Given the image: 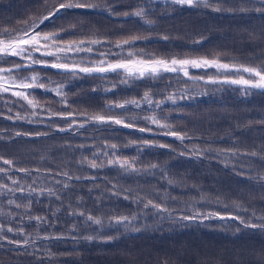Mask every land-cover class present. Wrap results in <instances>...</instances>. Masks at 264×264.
<instances>
[{
    "label": "trees",
    "instance_id": "trees-1",
    "mask_svg": "<svg viewBox=\"0 0 264 264\" xmlns=\"http://www.w3.org/2000/svg\"><path fill=\"white\" fill-rule=\"evenodd\" d=\"M87 2L103 6L108 0ZM47 3L51 5L55 0H47ZM138 4L145 8L148 13L145 19L152 21L151 25L138 17L73 9L62 11L59 18L46 23L41 30L52 32L75 24V36L63 34L64 42L110 39L111 45L94 46L101 51H106L118 40L144 37L123 49L112 47V52L123 57L129 51L167 59L219 55L224 62L257 64L264 56V17L254 11L246 14L227 11L248 6L241 5L239 0L219 5L217 0H211L212 6L208 7L174 5L169 0H154L153 3L121 0L115 10L117 13L130 12ZM214 6L225 11H213ZM42 14H46L45 0H0V29L23 27ZM116 58L108 57L112 61ZM36 70L46 87L64 85L67 105L60 96L39 87L29 90L32 93L29 98L34 97L37 102L36 108L9 93L0 96V157L14 162L9 175L19 180L25 189L23 194L0 189V228L3 229L0 235L22 241L23 236H14L7 228H24L29 241L26 247L17 248L8 239L0 240V264H257L264 249V232L245 228L229 217L239 214L247 219L253 211L257 216L264 215V187L261 186L264 181L250 178L264 175V168L252 157L232 156L228 152L217 156L215 151L199 156L192 155L190 150L194 147L200 150L235 147L251 151L264 144V123L261 122L264 92L251 89L244 93L236 85L206 83L205 71L213 75L215 69L190 68L192 79L165 73L162 78L135 79L128 83H122V74L116 73L71 76L47 69ZM201 76L204 79H195ZM49 81L55 83L49 84ZM146 91H150L154 101L164 100V104L159 108L155 103H142L140 108L128 105L125 110H104L110 102L140 100ZM168 96H172L175 103L167 100ZM5 101L16 103L6 104ZM17 112L26 119L7 118L15 117ZM56 112L86 116L119 114L124 118L138 116L141 119L133 128L89 123L83 128L74 126L60 131L68 125L60 116L51 115ZM153 115L162 124L167 123L171 130L186 134L190 139L181 142L175 136L164 134L167 129L142 119ZM86 116L75 118L79 123ZM144 127L152 131L138 130ZM18 132L21 135L17 136ZM146 140L157 146H145ZM112 144L118 146L122 159L136 158V167L141 171L129 173L119 166H107L109 157H105L103 151L105 145ZM161 144L165 147H159ZM94 152L101 153L97 163L104 162L105 167L91 169L87 162L78 163L84 157L93 158ZM151 164L158 167L145 172ZM0 167L9 168L2 159ZM21 168L40 169V172L30 171V175H25L16 170ZM47 169L67 171L74 178L55 177L67 182L69 187L64 188L63 183H54ZM76 176L81 179H75ZM35 177L39 178L33 184ZM169 179L175 183L169 184ZM0 183L16 187L3 173H0ZM29 185L38 190L52 188L61 199L49 197L47 193L29 196ZM125 190H130L127 200L124 199V195H128ZM114 192L120 195H113ZM201 196L205 199L201 200ZM141 198L143 202H133ZM10 199L21 204L31 200L32 204L30 209L16 208L15 204L8 203ZM148 199L164 205L169 211L157 215L154 209H145ZM233 201L242 207L234 208ZM194 210L218 211L225 219H180L183 215H192ZM69 211L98 217L103 227L86 223L78 214L70 216ZM133 213L137 214V219L127 229L109 222L111 216ZM37 216L44 217L48 223L29 219ZM46 236L63 238L44 239ZM86 236L96 239L88 241L84 239ZM108 236L115 239L105 242Z\"/></svg>",
    "mask_w": 264,
    "mask_h": 264
},
{
    "label": "snow or ice",
    "instance_id": "snow-or-ice-1",
    "mask_svg": "<svg viewBox=\"0 0 264 264\" xmlns=\"http://www.w3.org/2000/svg\"><path fill=\"white\" fill-rule=\"evenodd\" d=\"M121 2V0H108L103 6H99L94 3H89L87 0H55V3L49 5L47 0H45V12L46 14L40 15L38 18L34 19L31 24L25 23L23 27L20 28H3L0 29V96L5 93H10L11 96L16 97L18 99L25 100L28 105L32 108H36L37 102H35V98L30 99L32 93L28 90L35 89L37 87L44 89L45 91L54 92L56 95L60 96L63 99L65 105H67V100L64 99L63 85H58L55 88H47L44 83L41 82V77L39 74H33L32 76H21L20 73L25 71H33L35 66H42L46 68L56 69L62 75H71L77 76L79 74L85 75H93V74H101L107 75L108 73H116L117 75L123 76L121 82L128 83L130 80L135 79H146V78H162L165 73H175L179 75L182 73L185 77H189L192 79L189 73L190 68L195 69H215V73L213 75H209L207 71H205V76L207 79L206 83L211 84H221V85H236L239 89L247 93L251 89H258L264 91V56L260 58L261 62L257 64H244L238 62H224L219 55H216L212 58L208 57H185L180 58L178 56H174L171 59L167 58H156L151 56L148 53L144 52H133L129 51L126 57L120 55V53L112 52V47L123 49L126 45H132L138 39H144V37H130L122 40H118L115 45L107 48L106 51H101L99 47L94 46H103L105 44L111 45V40L108 38L100 39H80L73 40L69 42H64L63 34H70L75 36L76 34V25L73 24L70 28L61 27L52 32H42V26L46 23H52L55 19L59 18L62 11H71L73 9H85L87 11H104L107 12L108 15H122L125 18L128 17H138L141 20H144L145 23L151 25L152 21L145 19L148 13L145 8L141 5H137L135 9L132 11H125L123 13H117L115 10V6ZM149 3H153L154 0H148ZM229 0H217V5L222 3H228ZM171 4L184 6L187 5L189 7H196L203 4L205 7L212 6L211 0H170ZM241 5H248L247 7L241 6L239 9L229 8L227 11L230 12H240V13H248V12H256L257 14L264 17V0H239ZM213 11L222 12L225 11L224 8L219 6H214ZM167 39V37H164ZM81 53H84V56H80ZM38 54V55H37ZM116 56L117 58L112 61L109 60L108 57ZM76 57H80L77 59ZM93 57H99V59H93ZM10 58H18V59H10ZM195 79H204V76L196 77ZM49 84L55 83L53 81H49ZM116 85H113L115 88ZM106 91H111V89H107ZM167 100H172L175 103V100L172 96L166 97ZM7 103H12L13 105L16 101H5ZM164 100H156L152 99V94L150 91H146L143 97L140 100L132 99L125 100L124 102L117 103H109L105 105L104 110L111 112L114 108H118L121 110H125L128 105H132L136 108H140L142 103L152 105L155 103L156 107H161L164 104ZM23 107V106H21ZM11 111V108H9ZM36 113L33 112V116ZM51 115H58L64 119L65 123L68 125L67 129L60 128V131H67L72 129L74 126H78L80 128L85 127L86 124L96 123L100 125H108L109 127L112 125H119L125 128H133L135 127V122L141 119L138 116H133L131 118H124L122 115L116 116H105L101 114L86 116V114L82 113H74V112H56L51 113ZM84 115L86 118L82 122H77L76 116ZM8 119L25 120L26 117L21 116L19 112L16 113L15 117L8 116ZM144 121L150 124H154L161 129H167L164 133L166 135L175 136L181 142L185 139H190L186 134L178 133L174 130H171L170 126L167 123L162 124L160 119H158L155 115L153 116H145L142 118ZM165 119H167L165 117ZM70 121V122H69ZM28 122H33L31 119H28ZM264 123V119L261 121ZM140 132L149 131L152 129L149 127L139 128ZM17 136L21 135V133H16ZM23 135H30L29 133H24ZM36 135H42L41 133H37ZM133 143V142H130ZM145 146L155 147L157 145H150L146 140ZM83 147V146H81ZM159 147H165V145L161 144ZM111 149V152L108 149ZM118 146L115 144L105 145V149L103 151V155L105 157H109L107 159V166L116 167L119 166L124 172L129 173H139L141 170L136 167V158L128 159L121 158L118 152ZM192 155L203 156L206 153H210L215 151L217 156L228 152L231 153L232 156H241V157H252L255 158V161L259 162L261 168H264V144H261L258 148H254L251 151H241L238 148L231 149H213L211 147L200 150L198 148H193L190 150ZM183 154V153H181ZM101 155L100 152H94L93 158L89 159L88 157H84L78 163L84 164L87 162L88 167L91 169H100L105 167L104 162L97 163V158ZM3 164L8 165L9 168L5 169L0 167V173H3L13 185H16L14 188H10L6 183H0V189H7L8 192L13 193H21L25 192L23 186L20 185V181L13 179L9 173L14 168V162L8 159H3ZM158 165L151 164L148 165L145 172L149 169H155ZM19 172L24 173L25 175H30V171L40 172V169H16ZM50 177L54 180L55 184L63 183L64 188H68L69 185L66 181H61L55 179L57 176H63L66 180H72L74 177L71 176L67 171L65 172H53L52 169L45 170ZM39 177L33 178V184H35L36 179ZM251 179H259L260 181H264V175H259L258 177H250ZM75 179L79 180L81 177L76 176ZM169 184H174L175 181L169 179ZM264 187V184L261 185ZM115 187V185L113 186ZM128 195H124V199H129L130 190H125ZM33 193L37 194V197L43 196L45 193L49 197H56L57 200H60L61 197L57 191H54L52 188L48 189H36L29 185L28 195L31 196ZM7 194V193H5ZM113 195H120V193H113ZM175 199V198H172ZM205 197L201 196V200H204ZM134 203H141V199H137L133 201ZM219 202V201H217ZM8 203L15 204L16 208H25L30 209L32 201L29 200L26 204H21L16 202L15 200H9ZM234 208H241L242 205L239 202L233 201ZM145 209H154L155 214L159 215L161 213L169 211L164 205L160 203H156L152 199H148L146 203H144ZM195 208V205H193ZM60 209H57L59 211ZM246 211V209H245ZM80 215L84 217L85 222L90 225H98L103 227V222L100 218L94 217L91 214L85 216L84 212L75 213L69 211L68 215ZM163 218V217H161ZM198 218L202 219H213L219 218L221 220L225 219L224 215H221L217 212H201L199 210H194L192 215H183L180 217L182 220L186 221H194ZM233 221H239L240 225H243L245 228L257 229L261 232H264V215L257 216L255 211H253L252 216L244 219L237 215H233L229 217ZM29 219H35L37 222L48 223V221L44 217H29ZM137 219V214L133 213L131 216L127 215H115L109 217L110 224L123 225L126 229L129 225ZM73 231L75 229H72ZM133 231H139V229H132ZM239 231V226L238 229ZM3 229L0 228V232ZM7 232L13 233L14 236H23L24 239H8L4 235H0V240L8 239V242L15 245L17 248L26 247L28 245V236L25 235L24 228L14 230L12 227L7 228ZM62 239L63 236L56 237H44V239ZM84 239L88 241H92L96 239L93 236H86ZM105 242L115 239L114 237L108 236L105 237ZM257 264H264V249L261 250L260 256L257 258Z\"/></svg>",
    "mask_w": 264,
    "mask_h": 264
},
{
    "label": "rangeland",
    "instance_id": "rangeland-1",
    "mask_svg": "<svg viewBox=\"0 0 264 264\" xmlns=\"http://www.w3.org/2000/svg\"><path fill=\"white\" fill-rule=\"evenodd\" d=\"M38 55V54H37ZM18 59V58H17ZM35 69H47V70H50V71H57L56 69H52V68H46V67H42V66H35V68H34V70L33 71H25L26 73H23V74H21L20 73V75L21 76H32L33 74H37L38 73V71L36 70L35 71ZM58 86V85H57ZM57 86H53V85H50V86H47V88H55V87H57ZM42 91H45L44 89H41ZM29 91V90H28ZM48 92V91H47ZM63 92H64V85H63ZM55 96H58V95H56V93H54V92H52ZM10 94V93H9ZM11 95V94H10ZM21 100H23V99H21ZM23 101H25V100H23ZM26 102V101H25Z\"/></svg>",
    "mask_w": 264,
    "mask_h": 264
}]
</instances>
